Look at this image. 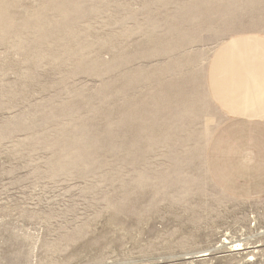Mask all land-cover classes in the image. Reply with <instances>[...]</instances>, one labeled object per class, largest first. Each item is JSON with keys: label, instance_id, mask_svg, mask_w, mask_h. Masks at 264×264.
Here are the masks:
<instances>
[{"label": "rangeland", "instance_id": "374dc122", "mask_svg": "<svg viewBox=\"0 0 264 264\" xmlns=\"http://www.w3.org/2000/svg\"><path fill=\"white\" fill-rule=\"evenodd\" d=\"M242 36L264 0H0V264H264V196L205 166Z\"/></svg>", "mask_w": 264, "mask_h": 264}, {"label": "crops", "instance_id": "0c3cea01", "mask_svg": "<svg viewBox=\"0 0 264 264\" xmlns=\"http://www.w3.org/2000/svg\"><path fill=\"white\" fill-rule=\"evenodd\" d=\"M211 99L224 116L205 154L207 174L235 199L264 196V38L222 45L211 70Z\"/></svg>", "mask_w": 264, "mask_h": 264}, {"label": "bare ground", "instance_id": "6f19581e", "mask_svg": "<svg viewBox=\"0 0 264 264\" xmlns=\"http://www.w3.org/2000/svg\"><path fill=\"white\" fill-rule=\"evenodd\" d=\"M244 245L243 244H240V243H227L225 242L222 247H226L227 248V251L229 250L230 252H234V251H242L244 250L245 248L243 247ZM244 248V249H243ZM228 251V252H229ZM200 254V253H199ZM204 255V254H203ZM204 257V256H203ZM199 258H202V257H199Z\"/></svg>", "mask_w": 264, "mask_h": 264}]
</instances>
